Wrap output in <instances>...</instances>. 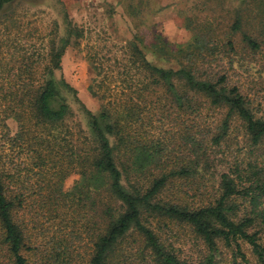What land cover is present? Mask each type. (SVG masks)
I'll list each match as a JSON object with an SVG mask.
<instances>
[{
  "label": "trees",
  "instance_id": "16d2710c",
  "mask_svg": "<svg viewBox=\"0 0 264 264\" xmlns=\"http://www.w3.org/2000/svg\"><path fill=\"white\" fill-rule=\"evenodd\" d=\"M13 1L0 0V10ZM243 2V11L258 9L261 35L245 30L240 13L232 29L258 55L264 0ZM201 27L185 45L160 33L150 45L130 41L134 81L107 84L94 64L89 89L101 106L82 103L86 127L62 92L77 90L55 78L70 35L49 42L45 78L19 85L5 110L18 129L0 143V264H126L134 254L147 264H264L263 152L226 156L237 124L250 155L264 146V114L230 80L233 32L223 43L212 22ZM158 216L188 226L205 253L177 252L152 226Z\"/></svg>",
  "mask_w": 264,
  "mask_h": 264
},
{
  "label": "rangeland",
  "instance_id": "374dc122",
  "mask_svg": "<svg viewBox=\"0 0 264 264\" xmlns=\"http://www.w3.org/2000/svg\"><path fill=\"white\" fill-rule=\"evenodd\" d=\"M245 7L248 6L243 0H15L7 4L0 10V143L6 144L3 136L7 131L12 135L18 129L15 118L5 113L8 102L21 93L19 85L31 80L35 83L43 81L45 75L42 72L49 62L46 59L51 47L49 42L53 38L59 41L68 34L70 44L62 58V69L55 71V78L59 81L63 76L77 90L76 95L67 89L62 92L85 127L82 103L95 113L101 106L100 100L89 89L96 75L93 66L96 65L98 71L103 70L98 78L112 86L119 84L121 79L134 81L135 70L125 71L131 67L127 55L129 48L126 47L130 41L138 38L150 45L154 36L160 33L174 45H185L208 22L217 27L223 43L233 32L237 53H233V66L229 67L230 80L242 84L244 92H249L253 111L262 116L264 50L255 55L242 43L241 31L232 29L233 21L240 13L245 30L255 36L261 35L260 19L255 17L258 9L243 11L241 8ZM148 58L159 65L170 66L164 61H156L150 53ZM257 81L262 85L256 84ZM228 142L231 145L228 158L239 155L248 159L260 152L264 157V146L250 155L240 124L234 127ZM222 154L223 151L221 158ZM224 168L221 161L218 170ZM78 177L70 176L65 181L66 188ZM152 221L162 239L173 243L183 256L197 259L205 253V246L188 226L160 216ZM244 250L254 260L250 246L244 245ZM222 252L224 262L230 261L232 253L226 248ZM126 264L147 263L134 254Z\"/></svg>",
  "mask_w": 264,
  "mask_h": 264
}]
</instances>
